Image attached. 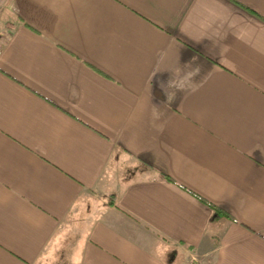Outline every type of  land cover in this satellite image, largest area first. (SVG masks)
Instances as JSON below:
<instances>
[{"label": "crops", "instance_id": "crops-1", "mask_svg": "<svg viewBox=\"0 0 264 264\" xmlns=\"http://www.w3.org/2000/svg\"><path fill=\"white\" fill-rule=\"evenodd\" d=\"M0 264H264V0H0Z\"/></svg>", "mask_w": 264, "mask_h": 264}]
</instances>
